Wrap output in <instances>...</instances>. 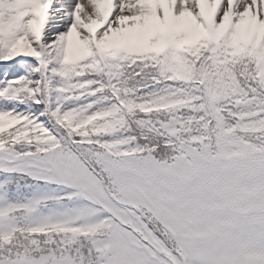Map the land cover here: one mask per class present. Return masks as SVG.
I'll list each match as a JSON object with an SVG mask.
<instances>
[{"label": "snow or ice", "instance_id": "snow-or-ice-1", "mask_svg": "<svg viewBox=\"0 0 264 264\" xmlns=\"http://www.w3.org/2000/svg\"><path fill=\"white\" fill-rule=\"evenodd\" d=\"M0 264H264V0H0Z\"/></svg>", "mask_w": 264, "mask_h": 264}]
</instances>
